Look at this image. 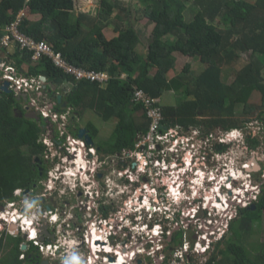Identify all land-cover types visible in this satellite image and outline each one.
I'll list each match as a JSON object with an SVG mask.
<instances>
[{
    "label": "trees",
    "instance_id": "trees-1",
    "mask_svg": "<svg viewBox=\"0 0 264 264\" xmlns=\"http://www.w3.org/2000/svg\"><path fill=\"white\" fill-rule=\"evenodd\" d=\"M122 2L100 0L99 11L92 15L77 14L73 0H0V39L5 26L23 11L18 25L21 33L48 42L71 66L108 72L105 87L96 81L76 79L56 67L48 57L33 61L31 51L21 49L18 44L12 53L0 44V56L5 55V65L27 79L46 78L47 87L42 93L53 104L51 112L63 113L70 106L72 113L81 115L90 109L103 121H113L109 144L99 143L111 155L123 149L132 150L139 135L148 131L150 120L143 105L133 99L135 89L158 98L165 92L179 95L174 105L161 104L164 123L171 127L238 128L250 119L235 116L237 105H242L244 114H256L255 118L263 121L264 0H138L141 8L136 12L150 23L151 37L145 54L137 51L141 39L131 24L130 9ZM189 4L196 12L187 21L184 13ZM34 14L40 18L30 19ZM109 25L117 33L111 39L103 33V28ZM175 53L199 58L204 69L190 75L187 65L182 73L174 74ZM243 54L249 55V60L236 72L233 81L226 83L223 68L237 62ZM64 83L71 84L67 92L60 89ZM50 84L54 90L48 91ZM57 92L67 101L66 108L62 107L63 102L57 103ZM253 93H260V105L249 103ZM79 107L83 109L80 112ZM25 113L22 99H16L14 92L0 91V203L3 204L14 199L15 190L30 188L38 177L34 159L44 157L45 146L40 137L49 121H44L40 114L37 120ZM84 127L91 138L96 137L98 129L91 121ZM57 138L58 133L53 134V140ZM246 140L251 149L259 144L252 132ZM254 205L255 209L250 206L239 209L235 219L238 229L230 225L235 237L237 233L241 239L243 232L254 231L253 224L261 222L264 184ZM182 238L183 231H175L164 248L182 243ZM19 242L16 238L13 250L18 249ZM213 245L210 257L197 264H264V244L254 258L238 245L237 238L235 241L223 237ZM190 261L195 262L192 257Z\"/></svg>",
    "mask_w": 264,
    "mask_h": 264
},
{
    "label": "flooded vegetation",
    "instance_id": "flooded-vegetation-1",
    "mask_svg": "<svg viewBox=\"0 0 264 264\" xmlns=\"http://www.w3.org/2000/svg\"><path fill=\"white\" fill-rule=\"evenodd\" d=\"M27 107H28V111L26 110ZM23 108H25V110L27 111L26 113L34 114L35 119L37 120L40 119L37 115L40 113L42 115V112L36 111L34 109H30L28 105L23 106ZM56 114L58 115V118L56 119V121L61 123L63 120L62 117L65 114L60 113V112L59 113L56 112ZM69 114H68V117L67 116H64V117L69 118ZM43 120L48 122L49 119H47V117H43ZM73 122H76V121L74 117L72 116L70 123L68 122L65 123V128L66 130L68 129L69 131L67 134L84 142L83 144H80V145H82V147H86L87 151L89 149H94V153H90L93 158H95V156L98 155V153H100L102 154L103 157L110 159V163H113L114 161L112 159V155L115 156L116 153L115 154L113 153L112 155L110 153H105V152L101 153V148L98 145V142L94 141L93 138H91L92 143L87 144V142L85 141V135L90 134L89 130L85 128L84 126L81 127L80 125H78V123L77 125L76 124L74 125ZM54 123L55 121L51 123L52 126L50 127V130L53 133H56V132L58 133L59 127ZM81 128H85L86 132L83 135V137H78V130ZM177 128H183V127L177 126V125L170 127V129L172 130V136H170L169 139H166L164 144L160 146V149H162L163 153H165L164 157L167 159L163 161V158H161V160L163 161V163L161 164L162 172L160 174V177H158L156 180L157 185L155 186L150 185L151 187L149 186L148 189L146 190L144 188V184L149 183V178L144 174L140 177V180L142 181L140 182V188L142 190H145V193L147 194V196H150V200L144 201L143 198L139 200L140 199V196H139L138 206L142 204L143 205H148V204L158 205L160 203V200L163 197L166 198L167 202H169L171 206H173V204L171 203H176L182 200L179 206L180 209H176L177 207L176 208L170 207L171 212L162 216L163 221L171 222L172 220H174L173 217L181 216L183 213H187L192 208V205H190V203L194 201L193 204H197V202L194 200L197 194L196 193L197 188L200 190L201 205H203V202L205 201V197H211L212 191L210 190L212 186L213 188L219 187L220 190L219 189H218L219 191L217 190L218 192H220L219 195L222 194V195L228 196L229 192L232 193L234 189L240 188V187L243 188L245 184H248L250 190L252 191V194L255 195L256 198L258 199L257 196L260 194L263 186H261L260 183L258 184L257 182L252 181L250 179L251 178L250 176L247 178L249 179V181L248 180L242 181L241 186H237V187L235 183H237L238 181H235L234 179H232L230 181V184L232 186V191L229 190L231 189V187L228 188V186L224 182V180L227 179V177L225 179H222L225 177V175L228 172L226 164H224L222 168H218L217 166L216 173L212 172L214 173V175L212 174V176L215 177L216 175L217 177L215 181H212L211 183L208 182L207 184H203V185L200 183H197L196 181H198L199 179L204 180L205 177L206 179L211 177L210 170L208 171L207 169V171H205L201 169L202 165L204 166L207 165V162L210 160V158H207L206 160H202V157L205 154V151H203L202 149L204 148L205 150V145H206L204 142V138H206V140H210L209 138L211 137L210 136L211 133L209 131L210 129L209 128L204 129L203 125L190 126L188 128H183V129H187L186 131H188L190 128H193L192 135L196 134V132H201V131L204 132L203 134L204 138H201V135L196 136L197 138L199 137V139H203V143H200V144L197 143L198 151L200 152H197L196 154L194 150L192 152V149L190 148V145H192V143H189V140H188L189 135H184L180 131H176V130H179ZM234 129H237V128H234ZM73 130L76 132L75 135L72 133ZM166 130L168 129H165L164 131ZM42 138L43 137H40L41 142L43 141ZM51 140L49 139L48 142L51 143V146H53V149L57 148L56 145L53 144L54 143L53 137L51 138ZM181 140H183L184 143ZM209 142H211V140ZM43 143H44L45 148H47V145H45L46 143L45 142ZM212 145H213L214 153L216 154L220 151L219 147H222L221 149L225 147V141L224 139L220 138L217 143H213ZM258 145L259 144H257V146ZM178 147H182L181 148L182 150L181 149L178 150ZM207 149L208 148H206V150ZM49 151L51 150L49 149ZM82 151L83 150H80V154L74 157L76 159L74 164L75 166L76 165L77 166L72 169H67L63 176H66L68 179H70L74 174H76V172L78 171L84 172L86 170L87 162L83 160ZM45 152H47L46 149H44V156H45ZM206 154L208 155L207 152ZM120 155L121 154H119L118 157H120ZM37 158H38V161L35 162V166L39 173V178L43 179V178L48 177L49 173L51 172L52 164L51 165L48 164L47 160L44 157L42 160L39 157ZM119 160H120L119 161L120 164L122 165H126L128 161L126 158L125 159L120 158ZM261 160H262V164H260ZM66 161H68V159H66ZM250 161H252V163L250 164V166L252 167L253 166L255 167V165L253 164V161H255L256 163L257 162L259 163V165L257 166H260V167L259 169L255 171H258V174L260 176H261L260 173H262L263 175L264 157H262L261 159L258 153H255L253 156H251L248 159L247 163ZM130 167L131 168L133 167L132 162L130 164ZM136 169H137V164H135V170ZM129 170L130 168L128 166H124V168L120 170L122 174L116 179L117 182L119 181L118 183H120L118 184V186H120L123 181H124L123 183L124 187H126L128 183H130L131 178L129 174L131 172ZM98 177H100L99 174L97 178ZM167 178H168V181H167ZM94 179L95 178L93 177L92 183L96 182L97 180L95 179L94 181ZM127 179H129L130 181ZM208 180H211V178ZM34 186H36V184H34ZM254 186H257V188H253ZM88 187L90 186H86L85 189L81 188L77 190V192H79V195L76 194V198H81V195L85 194L86 201L87 199L89 200L88 196L90 195L91 192L88 193L87 191ZM116 187H114L113 189H110L109 191L108 190H104V191L105 193L115 194L117 193ZM122 187H123L122 185L118 187L119 188L118 193L124 192V191H121ZM35 191H37V189L31 190L29 188V189H24V190H17L13 197L14 199L10 202L5 203V204L11 203V207L14 208L12 210L13 215L10 221V229H12V231L18 230L17 231L18 233H20L21 231V235L19 234L16 235L14 232H12L8 227L9 224L7 225V227L5 226V222L9 220V218L5 219V214H4L6 211L7 205L0 203V264H76V263L77 264H99L100 261L103 264H110V263H114L117 261L119 254L123 255L122 257H125V261L129 262V264H131L132 262H135V259H137L136 257L138 254H137V251H135L133 249V246H131L130 244V241H131L130 236H125L124 240H121V238H119L121 237V234L120 236L117 234L116 228L120 227L119 230L122 229L123 233H126V228H128L131 225L133 226L135 224H138L136 223L137 219H135L133 216L131 218L130 215L128 216L124 215L122 214V212L119 213V209H117L116 211L115 201L111 202V199L109 200V197L106 198V197H100L97 195L93 199L91 198L89 202L87 201L88 203L86 205H88L89 203L92 204V208H93L92 211H93L94 217H91L90 219L86 218L84 220V218H81L78 212L79 208L83 209V207L73 208L72 206L69 205L68 201H63L62 203L58 202L52 195V191L45 190L44 192H41L40 194L35 193ZM180 194H183L184 197L181 198ZM247 194L249 193L247 192ZM101 198L107 199V200L102 201ZM216 198H217L216 200L219 201V198L218 197ZM126 199L130 201L129 207H131L132 198L129 196ZM26 200L34 205V207L31 210L25 209L24 202ZM150 201L154 203H151ZM229 202H232L231 199H229ZM126 203L128 204V201ZM236 204H237V201L234 200L232 202V205L234 206H231L233 209L236 210L234 217H236V215L239 213V211L237 212V209L241 208L240 204H237V205ZM18 209L20 211V214H15V212L18 211ZM175 210L177 211L175 212ZM71 211L73 212V214L70 213ZM117 212L119 215L116 214ZM227 213H229L228 210H225L221 214V216H223L222 222H221L222 226L224 223H227V219H228ZM170 215H173V217L170 218L169 217ZM23 216H26V217L29 216L32 219V222L28 223L29 225L26 231H24L22 228L24 226L23 224L24 222L22 223L23 224L22 227H20V224H18L17 230H16V226L14 225V223L18 222L19 218H22ZM14 217L16 218L15 222L13 221ZM57 220H59L60 222L58 223ZM102 221L105 222L104 225L102 224ZM93 225L97 230L103 228L104 232L107 231V235H105L106 240L105 239L103 240L102 236L97 234L98 238L94 239L92 241V246H90L91 252L90 250L87 251L88 260H85L83 256V250L85 246L83 232L84 231L88 232L89 230L91 231V229H89V226L91 227ZM182 225L184 226L188 225V221H184ZM59 226L64 227L63 233L65 235L60 234V230L58 229ZM178 230H182V227L180 226L177 229H174L173 233ZM226 232H227V228L224 229V233H222L220 237L218 235H213L212 237L214 238V240H218L219 238H222L226 234ZM33 233H34V236H32ZM76 236L79 237V243L75 244L74 249H72L71 247L63 243V241H61L62 237H64V239H70L71 237H76ZM16 238H19L20 242L18 244V249L13 250ZM117 240H118V245L120 244L121 250L116 248ZM24 243L26 246L25 249L21 248L24 245ZM44 248H45V251H44ZM132 253H135L137 255H134ZM109 258H113V261H110ZM121 264H124V263L122 262Z\"/></svg>",
    "mask_w": 264,
    "mask_h": 264
},
{
    "label": "rangeland",
    "instance_id": "rangeland-1",
    "mask_svg": "<svg viewBox=\"0 0 264 264\" xmlns=\"http://www.w3.org/2000/svg\"><path fill=\"white\" fill-rule=\"evenodd\" d=\"M73 1L77 2V5L75 6L74 9H76V11L78 10L79 12L85 11V12H89L93 15V14L97 13L100 9V4H99L100 0H73ZM191 4H189L188 9L184 13L187 21H190L196 12V11L192 10ZM122 5L125 7H128L130 9V15H132L131 24L133 27L136 28V31H138L140 39H141V44L137 48V51H139L141 54H145V52L148 48L149 42H150V37H151L150 36V23L146 22L147 20L145 18L144 19L142 18L143 15L141 13L136 12V11H139V8H141L139 6L138 0H123ZM117 13H120L119 10L117 11ZM111 29H112V27H108L107 30H105V31L109 32ZM110 36H112V34L108 33L107 37H110ZM10 45H13V46H11L9 48L13 49L15 47V45H17V44H10ZM175 56H176V61L174 63V68H173L174 74L182 73L185 66H187V65H190V69H189L190 75H197L204 69V65L200 62L199 58L184 56L180 53H175ZM248 60H249V55L243 54V55H241L240 59L237 62H234L230 66H225L223 68L224 81L228 84L231 83L235 77L236 72ZM2 64H5L4 61H2ZM4 69H5V67H2L0 64V70H2V73L0 75L1 78H3V76L5 74ZM39 88L40 87H38L36 90H38ZM40 89H39L40 91L43 90L42 86ZM166 95H168V99H167V97H164L161 99L160 103L161 102L162 103H168V102L171 103L172 102L174 104L177 103L176 100L179 98L178 94H176L174 92L173 93L168 92ZM42 97H43V99L41 98L40 99L41 101L43 100V102L49 103V99L44 98L47 96L44 95L43 93H42ZM35 98H37V97H35ZM249 103L255 104V105H260V103H261L260 93H253V95L249 99ZM22 104H24V103H22ZM82 110L83 109L81 107L77 108V111H79V112ZM84 111L85 112H81V115H79L78 113H77V115H74L73 113L69 114V118H64V116H65L64 115L62 117L64 119L62 120L61 123L57 122L56 118H54L53 119L55 121L54 124L59 126V128L63 127V125H65L66 122L70 123L72 116L74 117V119L76 121V122H73L74 125L75 124L77 125V123L79 125H84L87 121H91L99 129V135L97 136L99 138V140L102 142L107 141V143L109 144V141L112 138V130L115 126L113 121H109V122L103 121V119L100 116H97L96 113L90 109H87ZM235 111H236L235 116L237 118H239L241 120L249 118L250 122H248L244 126L238 127L237 131H233L232 133H230V135L236 137L234 139L232 138L231 140L227 139L226 133L228 130H225V129H223L221 127H217V126L215 128H212L209 130L211 133V135H210L211 137H209L211 142H209L210 140H206V138H204V135H203L204 132H202V131L196 132V134L192 135L193 128H190L188 131H186L187 129L177 128L179 130H176V131H180L184 135H189V139H188L189 143H192V145H190V148L192 149V152L194 150V152L196 154H197V152H200V151H198V144L197 143H199V144L203 143V139H199V137L197 138L196 136L201 135V138H204V142L206 145H205V150H204V148L202 149L203 151H205V154L202 157V160H206L207 158H210V160L207 162V165H205V166L202 165L201 169H203L205 171H207V169H208V171L210 170L211 172L216 173V167L218 166V168H222L224 166V164L227 165L228 169L229 168H235L236 169V168H240L242 166L245 167L248 159L251 156H253L255 153H258V155L261 157V159H262V157H264V119H263V121H261V119L255 118L256 114H254V115L244 114L242 105H237L235 107ZM206 116H208L207 114L205 115V118H208ZM48 119H51V118L49 117ZM51 126H52L51 122H49L48 127L45 128L46 131L43 132V134H42V137H43L42 140L46 143L45 145H47V148H45L47 152H45L44 158L47 160L48 164H50V165L52 164L51 172L49 173L48 177L43 178V179L39 178V173H37L38 177L35 176V178L36 177L37 178H36V180H34V183L31 182L32 185L30 186L31 190L37 189V191H35V193L40 194L41 192H44L45 190L52 191V195L54 196V198L58 202L62 203L63 201H68L69 205L72 206L73 208L83 207V209L79 208L78 212H79V215L81 216V218H84V220L86 218L90 219L91 217H94L93 211H92V209H93L92 204L89 203L88 205H86L90 201L91 198L93 199L97 195L100 197H106V198L109 197V200L111 199V202L115 201L116 211H117V209H119V213L122 212V214H124V215H127V216L130 215L131 218L133 216L135 219H137L136 223H138V224H135L133 226L131 225L128 228H126V233H123L122 229L119 230L120 227L116 228L117 234L119 236L121 234V237H119V238H121V240H124L125 236H130V240H131L130 244H131V246H133V249L135 251H137V254H138V255L136 254L137 259H135V262H133V264H138L139 260H141V262L139 264H154V263L160 264L161 263L160 261L163 258V255L167 254L168 255L167 258H168L171 251L174 248H176L175 245L171 244V246H169L168 249L163 248L162 251L156 252V253H153L152 255H150L149 254V252L151 251L150 248H152L153 245L156 243L155 240L152 239V237H151L154 235L155 232L160 233L158 235L159 238L162 236L163 239L161 240V243H163V245H165V242H167V240H165V239L169 238V235H171L173 233V230L177 229L180 226L182 227V231L184 232L185 237H191L192 235L197 233L199 223H198L197 219L194 221V220H187V218H186V220H185L187 213L186 214L183 213L181 216H175V217H173V215H170L169 217L170 218L173 217L174 220H172L171 222L170 221L166 222V221L162 220V216L159 215V213H155V214L148 213L147 214V212L144 210V208H142L143 204L138 206V204H139L138 197L139 196H140L139 200H141V198H143L144 201L150 200V196H147V194L145 193V190H142L140 188V182H142V181L140 180L139 176L141 175L142 172L137 171L135 173H131L130 176H131L132 180L130 181L129 179H127L130 181V183H128V185L126 187H124V185H123L124 181H123L121 183V185L123 186L121 191H124V192L118 193V190H119L118 187H120L121 185L118 186V184H120V183H118L119 181L117 182L116 179L119 176H121L122 172L120 170H122L124 168V166H128L131 169L130 164L134 160L133 156L126 158L128 160L126 165H122L119 162L120 158L119 157L116 158L117 155H115V156L112 155V159L114 162L110 163V159H107V158L103 157L102 154L98 153V155H96L94 158V159H96L95 160L96 163H94L95 164L94 169H92L93 171H90L91 175L93 174V177L95 179H97L98 181L96 180V182L90 183L89 184L90 187L87 188L88 193L91 192L90 195L88 196L89 200L87 199L88 202L86 201L85 194H82L81 198H76V194L79 195V192H77L78 189H75V186L73 185L74 184V179H73L74 176H72L70 179H68L66 176H62L63 172H65L67 169L71 168L72 164L74 163V160H76V159L70 158L68 161H66V159H65L66 157L64 156V155H66V148L65 147L63 149H61V146H58L57 149H53V146H51V144L48 142V140L49 139L51 140V138L53 137V132L49 128ZM66 132L67 133L69 132L68 129L66 130ZM73 132L76 134V132L74 130H73ZM251 132L254 135V137H256L258 139L259 145L256 146L255 148H252V149L249 148L248 149L249 144L246 140V136ZM220 138L224 139V141L227 142V144L225 143V147L222 150H220L218 153L215 154L212 144L217 143ZM181 141L184 143L183 140H181ZM67 147L69 148L70 145L68 144ZM182 147H184V146H182ZM182 147H178V150H180ZM206 148H208V149L206 150ZM49 149L51 151H49ZM206 152L208 153V155L206 154ZM166 159L167 158H163V161ZM59 161H61V162H59ZM163 161H162V163H163ZM90 163L92 164L93 162L90 161ZM90 163L88 162L87 166L89 168L90 167L93 168V166H91ZM260 164H262V160L260 161ZM157 169H159V167H157ZM98 174L100 175V177L97 178ZM93 177H92V179H93ZM250 177H251L250 179L252 181L257 182L258 184L260 183V185L263 186L264 179H262V176H260L258 174V171H255V170L251 171ZM215 178H216V175H215ZM95 179H94V181H95ZM138 179H139V181H138ZM208 179H210V178H208ZM211 179H213V178H211ZM242 180L243 181H246V180L249 181V179H247V178H244ZM242 180H239L237 183H235L236 187L241 186ZM167 181H168V178H167ZM152 182H153V184H151V185H153V186L157 185V181L153 177H152ZM202 182H203V180H202ZM34 184H36V186H34ZM114 187H116L117 193H115V194L105 193L104 190L109 191L110 189H113ZM206 188H207V186H206ZM17 190H24V189H17ZM17 190L14 191V195H15V192ZM129 196L132 198L131 207H129L130 201L128 199H126ZM146 196H147V198H146ZM228 196L231 197L230 195H228ZM180 197L182 198V197H184V195L180 194ZM254 197H255V195L253 197H252V195L247 196V198H249L248 200H250L251 202H254L251 200ZM103 200H107V199H102V201ZM127 201H128V204L126 203ZM181 201L182 200H180L179 202H176V203H171V204H173L172 208L177 207L176 209H180L179 206H180ZM195 201L197 202V208L200 209L201 208V202H200L201 199H199V200L195 199ZM151 203H154V202H151ZM168 204H169V202H168ZM176 204H177V206H176ZM5 205H7L6 211L4 213L5 219L9 218V220H7L5 222V226L7 227V225L9 224L8 227L10 229V221H11L12 215H13L12 210L14 208L11 207V203L5 204ZM243 205H245V203H243ZM239 209H237V212L239 211ZM176 211L177 210H175V212ZM70 213L73 214L72 211ZM199 213H200L199 217H202L203 211L201 209H200ZM15 214H20L19 209H18V211L15 212ZM116 214L119 215L118 212ZM151 216H153V217L151 218ZM227 218H228V223H224V226L228 229V232L223 237L231 238L235 241L237 238L238 245L241 246L242 248H244L247 251V254L250 255L251 258H254L255 255H257L260 251H262L261 246L264 244V215L261 219V222H259V223L255 222L253 224V230L254 231H252V232H243L242 231L243 233H242L241 239H239L240 236L237 235L235 230H234V232L236 233V237L234 236L233 232L230 229L231 224L234 227H236V229H238V226H237L238 222L235 221L236 218L235 217L230 218L229 216H227ZM231 220H234V222H236V223H234V222L230 223ZM19 221H20V223H19ZM25 221H27V223H26V225H24L22 227V225H23L22 223ZM57 221H58V223L60 222L59 220H57ZM159 221H161L160 222L161 225H159L160 227L159 228L153 227L154 231L152 234H149L151 230H145V226H144L145 224L148 227H151L154 225L155 222H159ZM184 221H189L188 225H185V226L182 225V223ZM31 222H32V219L29 216H27V217L23 216L22 218H19L18 222H15L16 224L14 222L13 223L16 226V230H17L18 224H20V227H22L23 230L26 231L27 227L29 225L28 223H31ZM104 223L105 222L102 221L103 225H104ZM141 225H143V227ZM205 226L207 228V226H208L207 223ZM93 227H94V225L91 227L89 226V229H91L92 233L90 230L88 232L87 231L83 232V238L85 241L83 256H84L85 260H88V252L87 251L90 250V252H91L90 246H92V240L94 239ZM162 227H163V229H162ZM58 229L60 230V234H64L63 233V230H64L63 226H59ZM10 230L12 231V229H10ZM17 231H12V232H14L16 235H18V234L21 235V231H20V233H18ZM105 235H107V232H104V230H103L102 238L106 240ZM32 236H34V235H32ZM61 241H63V243H65L66 245H68L69 247L74 249L75 244L79 243V237L78 236L71 237L70 239H64V237H62ZM216 242H217V240L214 241V243H216ZM24 245H25V243H24ZM221 247H224V244ZM116 248L121 250L120 244L118 245V240L116 243ZM143 248L145 249L146 252L142 251ZM213 250H214V245H212L210 247V249L208 250L207 253H205V255L203 254L202 257L200 256V257H198V259L200 261L204 262L205 260H207L210 257L211 252ZM44 251H45V248H44ZM121 256L122 255L120 254L119 259ZM167 258L164 257V260L167 261ZM121 262H123V261H121ZM99 264H103V263L100 261Z\"/></svg>",
    "mask_w": 264,
    "mask_h": 264
},
{
    "label": "built area",
    "instance_id": "built-area-1",
    "mask_svg": "<svg viewBox=\"0 0 264 264\" xmlns=\"http://www.w3.org/2000/svg\"><path fill=\"white\" fill-rule=\"evenodd\" d=\"M23 16H24L23 11H19L15 19L5 27V33L0 39V43L2 45L9 46L10 44H18L21 49L31 51L32 60L34 61L39 60L42 57H48L49 59L52 60V62L56 67L62 69L65 73L74 76L76 79L85 78L89 81H96L101 85L107 83L109 76L107 75L106 72L87 71L71 66L65 61V59L62 57L60 53L55 52L53 50V48L48 42L44 40L36 41L33 38L21 33L18 30V25ZM4 77H6L11 82L10 88L17 89L19 91L29 88H33V91H35L38 87L41 88L42 85L40 78L26 79L25 77H18L15 69L10 66L5 67ZM133 99L136 102L143 105L146 116L150 120L149 127H148V131L144 135H139V137L136 139L134 150L132 152L123 150L119 158L125 159L133 156L134 157V160L132 161L133 167L138 162L143 163L144 166L140 168V172L142 173L139 177H141L144 174L149 178V183L153 184L152 177L157 180V178L160 177V174L162 172L161 169H157L156 167V164H158L157 159L165 158L164 157L165 153H163V150L160 149V146L164 144L166 139H169V137L172 136V130L169 128L168 130L164 131L161 128L163 121V113L161 110L160 102L157 98L149 96L141 89H135L133 91ZM28 106L30 107V109H34L36 111L39 110L40 112H42V115L44 117H50L51 120H53L54 118L56 119L58 118V115L56 113L51 112V108L49 107L48 103L43 102V104L40 105V102L38 103L36 99L30 98ZM62 135L63 133H61V136ZM66 141H68L67 143L70 145V147L68 148L67 146L62 144L61 149H63L65 146L66 148L65 156L68 160L70 158L75 159L74 157L80 154L81 149H77L76 142L69 136L66 138ZM57 142H59V140ZM228 170L229 169L227 168V171ZM212 174L214 175V173L211 172L210 178H215L214 176H212ZM229 174L230 173L228 171L224 178H226ZM149 183L144 184V188L146 190L151 185ZM244 187H245L244 189L240 187L233 190L234 192L240 191L242 193L241 195L233 194L232 198L229 199H232V201L236 200L237 203L240 202H243L245 204L250 203V200H248L249 198H247L248 195H246L245 193L249 188V186L248 184H245ZM253 188H257V186H254ZM253 196L254 195H252V197ZM228 197L229 196L224 195L223 201L226 202L225 204L226 207L224 206L222 207L221 205L222 207L221 211L218 209L215 210L213 207V203H211V206H209L208 205L209 201L207 200V197H205V201L203 202V205H201L202 207L200 209H202L203 211L206 210V213L203 212L202 217H199L200 213H199V209L197 208V204H193L194 201L190 203V205H192V208L187 212L185 220L186 218L187 220H194V221L197 219L199 223L197 233H195L191 237H185L184 234L182 243H179L176 246V248H174L171 251L169 257L167 258V261H165L164 258H162L160 262L164 264H192V262L190 261V257H192L195 260L194 264L202 263V261H200L198 257L207 253V251L210 249L212 243L215 241L212 236L218 235L220 237L221 234L224 233V229H226L224 224L223 226L221 225L222 217H223L221 216V214L223 210L227 209L228 207L234 206L232 204H229ZM149 207L150 206H147V209H150ZM170 207L172 208V206L168 204L166 198L163 197L160 200V203L157 205V207L154 208V210L164 212V210L166 209L169 210ZM152 212L153 211H150L149 213L152 214ZM227 214L230 218L233 217V214L231 212ZM152 217L153 216H151V218ZM206 223L208 225L207 228L205 226ZM144 226L145 228H147L146 224ZM155 227L159 228L160 226L156 223ZM159 234L160 233L156 234L157 237L154 235L151 236L156 243L153 245L152 248H150L151 249V251L149 252L150 255L156 252H160L164 248L163 243H161V240L163 238L162 236L159 238L158 236ZM193 237H195V239H193ZM142 251L146 252L144 248ZM132 254L136 255L135 253Z\"/></svg>",
    "mask_w": 264,
    "mask_h": 264
},
{
    "label": "clouds",
    "instance_id": "clouds-1",
    "mask_svg": "<svg viewBox=\"0 0 264 264\" xmlns=\"http://www.w3.org/2000/svg\"><path fill=\"white\" fill-rule=\"evenodd\" d=\"M6 27V26H5ZM4 30H5V28H4ZM5 33V32H4ZM4 35V34H3ZM2 35V36H3ZM1 44V43H0ZM2 45V44H1ZM2 46H4V45H2ZM10 46H12V45H9V46H4V47H10ZM34 61V60H33ZM37 61V60H36ZM1 64V66L2 67H9L10 65H3L2 64V62L0 63ZM11 67V66H10ZM4 72H5V69H4ZM105 72V71H104ZM1 73H2V70H0V75H1ZM5 75V74H4ZM40 78V77H39ZM3 80H8L6 77H4L3 76V78H1V76H0V85H1V83H2V81ZM41 80V79H40ZM9 81V80H8ZM41 82H42V80H41ZM108 82V81H107ZM44 84H46V83H44ZM106 84V83H105ZM103 85V84H102ZM155 98H157L158 100H159V102L161 101V99L160 98H158V97H155ZM160 106H161V103H160ZM51 111H52V108H51ZM27 112V111H26ZM40 115H41V113H40ZM49 118V117H48ZM162 125H165L167 128L166 129H169L171 126H169L168 124H165L164 123V116H163V121H162ZM162 125H161V128H162ZM162 130H165V129H163L162 128ZM238 129H231L229 132L227 131V133H226V135H227V139H229V140H231L232 138L234 139V138H236V137H234V136H232V135H230V133H232L233 131H237ZM235 135V134H234ZM68 137V135H67V133L64 131L63 132V135L61 136L60 135V137H59V139H56L55 141L57 142L58 140H59V142H57V143H60L59 144V146H61L62 144L63 145H65V146H68V144H67V141H66V138ZM72 139L75 141V140H78V139H76V138H74V137H72ZM44 141H42V143H43ZM76 142V141H75ZM82 143H84V142H81L80 144H82ZM226 144H227V142H225ZM44 144V143H43ZM79 143H77L76 142V146H77V149H81V150H83L82 151V156H83V160H85V161H87V163L89 162L90 163V161H92L93 163L91 164V166H93V168H89L87 165H86V170L84 171V172H80V171H78V172H76V174H74L73 176V179H74V186H75V189H81V188H83V189H85V187L86 186H89V184L90 183H92V177H93V174L91 175V172L90 171H93L92 169H94V163H96V159H94L92 156H91V154L90 153H94V149H89L88 151L86 150V147H82V145H80ZM64 146V147H65ZM134 149H132V150H126V151H129V152H132ZM57 151V150H56ZM93 151V152H92ZM87 153V154H86ZM119 154H122V152H119V153H116V155L117 156H119ZM65 156V155H64ZM66 157V156H65ZM67 159V158H66ZM60 162V161H59ZM86 163V164H87ZM139 163V162H138ZM137 163V169L135 170V165H134V167H133V169L131 168L129 171L131 172V173H135V172H139L140 171V168L141 167H143L144 165H143V163H139L138 164ZM157 163L158 164H156V167H159V169H161V164H162V160L161 159H157ZM252 163V161H250V162H248L247 164H246V166L245 167H240V168H236V170H239L241 173H242V176H239L240 178H242L243 177V174L244 175H247V176H245V178H248L249 176H251V167L252 166H250V164ZM253 164L254 165H259V163L257 162H255V161H253ZM159 165V166H158ZM76 166H75V164L73 163L72 164V166H71V168L70 169H72V168H75ZM258 167V169H259V167L260 166H257ZM229 169H231V168H229ZM232 169H235V168H232ZM78 170V169H77ZM257 170V169H256ZM123 173H124V171H123ZM126 173H128V172H126ZM130 173V174H131ZM259 173H260V171H259ZM65 174V172H63V174H62V176ZM129 174V175H130ZM232 174V173H231ZM249 175V176H248ZM229 176H230V174H229ZM261 176H262V179H264V175H262V173H261ZM86 178V179H85ZM130 178H131V176H130ZM217 178V177H216ZM216 178H213V179H211V180H206V177H205V179L203 180V179H199L198 181H196L197 183H200V184H207L208 182H212V181H215V179ZM238 178V177H237ZM235 181H239V180H242V179H235V178H233ZM132 180V179H131ZM202 180H203V182H202ZM243 181V180H242ZM241 181V182H242ZM65 182V181H64ZM63 182V183H64ZM73 186V187H74ZM215 188V187H214ZM228 188H229V186H228ZM212 189H213V186H212V188H211V190L210 191H212ZM229 190H231V189H229ZM235 190V189H234ZM232 191V190H231ZM234 192V191H233ZM232 192V193H233ZM247 192L249 193V194H247ZM196 196H195V198H194V200L196 199V200H199V199H201V195H200V190L197 188V191H196ZM217 195H219V193L218 192H215ZM231 192H229V195L231 196V197H228V200H229V198H232V195L233 194H230ZM246 193V195H248V196H251V195H253L252 194V191L250 190V188H248L247 189V191L245 192ZM245 193H244V195H245ZM240 195H241V193H240ZM199 196V197H198ZM198 198V199H197ZM222 199V198H221ZM227 200V201H228ZM252 201H254V202H251V203H248V204H245V205H243V202H240V203H237V204H240V207L241 208H245V207H247V206H251V204H254L256 201H257V198L255 197V198H252L251 199ZM231 201H232V199H231ZM233 202V201H232ZM232 202H229V204H232ZM225 204H226V202H224L223 201V199H222V207L224 206V207H226L225 206ZM236 204V205H237ZM147 206H150L149 208L150 209H147ZM24 207H25V209L26 210H31L33 207H34V205L32 204V203H30V202H28L27 200L24 202ZM155 207H157V205H155V204H148V205H143L142 206V208H144V210L147 212V214L150 212V211H153L152 212V214H155V213H159V215H161V216H164L165 214H167V213H169V212H171V209H169V210H164V212L163 211H157V210H154V208ZM202 207V206H201ZM240 208V209H241ZM214 209L215 210H217V208H215L214 207ZM202 210V209H201ZM225 210H228L229 212H231L232 214H233V218H234V214H235V209H233L232 207H228L227 209H225ZM225 210H223V211H225ZM203 211V210H202ZM199 212H200V209H199ZM204 213H206V210L205 211H203ZM238 215H236V217H237ZM235 217V218H236ZM233 220H231V222H232ZM161 221H159V222H155L154 223V225L153 226H151V227H148L147 226V228H145V230H151L150 231V233L152 234L153 233V231H154V229H153V227H155V224L157 223L158 225H160L161 223H160ZM227 222H228V219H227ZM230 222V223H231ZM144 225V224H143ZM143 225H141L142 227H143ZM103 228H101V229H96L95 227L93 228V231H94V233H93V235H94V239H96V238H98V235H101L102 236V232H103V230H102ZM107 232V231H106ZM227 232H228V229H227ZM226 232V233H227ZM91 233H92V231H91ZM98 234V235H97ZM183 234H184V232H183ZM33 235H34V233H33ZM154 236H156V233H154ZM171 236H172V234L171 235H169V238H167V239H165V240H170L171 239ZM93 239V240H94ZM183 239V238H182ZM195 239V238H194ZM221 238H219L218 240H220ZM92 240V241H93ZM104 240V239H103ZM103 240H101V241H103ZM217 240V241H218ZM101 241H100V243H101ZM214 244V242L212 243V245ZM165 246V245H164ZM177 246V245H176ZM97 249H98V247H97ZM165 249V248H164ZM208 252V251H207ZM165 255H167V254H165ZM165 257V256H164ZM163 257V258H164ZM118 259H119V257H118ZM140 261V260H139ZM124 264H129V262H127V261H124L123 262ZM131 264H133V262L131 263ZM138 264H139V262H138Z\"/></svg>",
    "mask_w": 264,
    "mask_h": 264
},
{
    "label": "crops",
    "instance_id": "crops-1",
    "mask_svg": "<svg viewBox=\"0 0 264 264\" xmlns=\"http://www.w3.org/2000/svg\"><path fill=\"white\" fill-rule=\"evenodd\" d=\"M77 5V2H75L74 1V8H75V6ZM75 12H77V14H79L80 12L77 10L76 11V9H75ZM85 11H82L81 13H84ZM89 13V12H88ZM91 14V13H90ZM96 14V13H95ZM95 14H93V15H95ZM40 18V15H36V14H34V15H32V16H30V19H32V20H38ZM108 27H112V29L108 32V31H105V30H107V28ZM136 29V28H135ZM103 33L105 34V36L107 37V34L108 33H111L112 34V36H110V37H107V39H111V38H113V37H115V36H117V33L114 31V29H113V26L112 25H109V26H106V27H104L103 28ZM13 46V45H12ZM11 47V46H10ZM7 52L8 53H12V51H13V49H11V48H7ZM5 58V55L4 56H0V61L2 62V61H4L3 59ZM5 63V62H4ZM4 65V64H3ZM106 72V71H105ZM107 73V75L109 76V74H108V72H106ZM18 75V74H17ZM18 77H25V75H18ZM26 78V77H25ZM27 79V78H26ZM46 83V82H45ZM42 85V89H44L43 87H44V82H42L41 83ZM107 84V83H106ZM106 84H103V85H101V86H103V87H105L106 86ZM50 88H52L53 90H54V86L53 85H51L50 84ZM70 88H71V84H69V83H64L63 85H62V88H60L63 92H67V91H69L70 90ZM41 90V89H40ZM40 90H35V91H33V88H29V89H24V90H22L21 91V93L23 94H27L28 95V99L29 98H32V99H36L37 101H38V103L40 102V105H42L43 104V100L41 101L40 99L42 98L43 99V97H42V91H40ZM168 92H165L164 94H163V96L160 98V99H162V98H164V97H167V99H168V95H166ZM173 93V92H172ZM14 94H16V93H14ZM57 94H59V95H61V102L60 103H62V107L64 108H66L67 107V101H65L64 99H63V94H61V93H59V92H57L56 94H55V96L57 95ZM45 95V94H44ZM37 97V98H35V97ZM47 96V95H46ZM19 97V99L18 100H20V99H22V103H24L23 104V106H25V105H28V103H27V100L25 101L24 99H23V96H21V95H18V94H16V99ZM44 98H47V97H44ZM49 98V97H48ZM47 98V99H48ZM64 103H66L65 105H63ZM49 105H50V98H49V103H48ZM52 104V103H51ZM161 104H164V105H167V104H169V105H174V103H170V102H168V103H162L161 102ZM72 114V109H71V107L69 106L68 108H66V110H65V112H63V114H65V116L67 115V117H68V114ZM74 115H77V113H73ZM44 117V116H43ZM64 118H66V117H64ZM63 118V119H64ZM80 118V117H79ZM47 119H48V117H47ZM78 119V118H77ZM50 120V121H49ZM48 121L49 122H53L54 120H51V119H49ZM87 123V122H86ZM85 123V124H86ZM81 124V123H80ZM85 124L84 125H80L81 127H83V126H85ZM79 125V124H78ZM59 127V126H58ZM50 128V127H49ZM97 128V127H96ZM98 129V128H97ZM46 130V129H45ZM66 130V128H65V125H63V127H60L59 128V131H58V138L57 139H59V137H60V135H61V131H62V133L64 132ZM66 132V131H65ZM57 133V132H56ZM56 133H53V134H56ZM67 133V132H66ZM70 138H72L73 136H70L69 134H67ZM99 135V129H98V133H97V135H96V137H93V139H94V141H97L98 142V145H99V143L100 142H102V141H100L99 140V138L97 137ZM52 141V140H51ZM77 143H81L82 141L81 140H75ZM105 142V141H104ZM50 143V142H49ZM51 144V143H50ZM53 144H55L56 145V147H58L59 146V144L60 143H57L55 140H54V143ZM55 149H57V148H55ZM123 150H128V149H123ZM103 152H105L104 150H103V147L101 148V153H103ZM105 153H110L111 154V152H105ZM184 235V234H183ZM195 237H193V239H194ZM223 238V237H222ZM221 238V239H222ZM220 239V240H221ZM178 245V244H177ZM205 255V254H204ZM200 257V256H199ZM201 257H202V255H201ZM201 259V258H200ZM206 261V260H205ZM161 264V263H160Z\"/></svg>",
    "mask_w": 264,
    "mask_h": 264
},
{
    "label": "water",
    "instance_id": "water-1",
    "mask_svg": "<svg viewBox=\"0 0 264 264\" xmlns=\"http://www.w3.org/2000/svg\"><path fill=\"white\" fill-rule=\"evenodd\" d=\"M1 62V61H0ZM40 79L42 80V82H46V78L44 77V76H40ZM10 84H11V82L10 81H8V80H3L2 81V83H1V85H0V91H2V92H5V93H11V92H14V93H16V94H18V95H21V96H23V99L26 101L27 100V103L29 102V100H30V98L28 99V95L26 94H22L21 93V91H19V90H17V89H12V88H10ZM46 87H47V85L46 84H44V89H46ZM52 90V88H49V90L48 91H51ZM15 94V95H16ZM17 99H19V97L17 98ZM56 101H57V103H60L61 102V95H59V94H57L56 95ZM66 103H64L63 105H65ZM49 107L50 108H53V104H50L49 105ZM27 111H28V107H27V109H26ZM25 115L27 116V117H34V114H28V113H25ZM162 128L163 129H166L167 127L165 126V125H162ZM85 132H86V129L85 128H81V129H79L78 130V137H83V135L85 134ZM85 141L87 142V144H91L92 143V140H91V137L89 136V134H87V135H85ZM38 161V158L36 157L35 158V162H37ZM256 169H258V167H257V165H255V167L253 166V167H251V170H256ZM250 208H252V209H255V205L254 204H251V206H250ZM25 245H23L21 248H23V249H25ZM168 252V251H167ZM109 260L110 261H113V258H109ZM139 263L141 262V260L140 261H138Z\"/></svg>",
    "mask_w": 264,
    "mask_h": 264
},
{
    "label": "bare ground",
    "instance_id": "bare-ground-1",
    "mask_svg": "<svg viewBox=\"0 0 264 264\" xmlns=\"http://www.w3.org/2000/svg\"><path fill=\"white\" fill-rule=\"evenodd\" d=\"M79 161V160H78ZM81 161V160H80ZM85 163V162H84ZM77 166V165H76ZM79 167H80V165H79ZM84 170V169H83ZM229 171V173H230V176H227V179H225L224 180V182H225V184L226 185H230L229 187H231V190H232V186H231V184H230V181L233 179V178H235V179H244L245 178V176H247V175H244L243 174V177L242 178H240L239 177V175L240 176H242V173L239 171V170H236V169H229L228 170ZM237 172V173H236ZM232 173V174H231ZM238 177V178H237ZM223 179V178H222ZM221 179V180H222ZM245 187H243L242 189H244ZM219 187H215V188H213L212 189V194H211V197H207V200L209 201V206H211V203H213V207H215V208H217L218 210H220L221 211V209H222V207H221V205H222V199L224 198V195H217L215 192H218L219 190ZM218 190V191H217ZM218 193H220V192H218ZM240 193H242V192H240V191H238V192H233V193H230V194H237V195H240ZM216 197H218L219 198V201H217L216 199ZM222 198V199H221ZM15 220H16V218L14 217V222H15ZM26 223H27V221H25L23 224L24 225H26ZM23 226V225H22ZM156 234H158V232H155ZM120 253V252H119ZM120 255V254H119ZM123 256V255H122ZM120 257V259H118L117 261H116V263L114 262V263H110V264H121L122 262L121 261H125V257Z\"/></svg>",
    "mask_w": 264,
    "mask_h": 264
}]
</instances>
